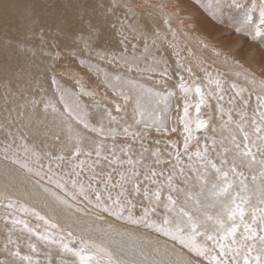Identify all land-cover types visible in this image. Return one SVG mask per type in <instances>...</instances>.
Returning a JSON list of instances; mask_svg holds the SVG:
<instances>
[{"label":"bare ground","instance_id":"obj_1","mask_svg":"<svg viewBox=\"0 0 264 264\" xmlns=\"http://www.w3.org/2000/svg\"><path fill=\"white\" fill-rule=\"evenodd\" d=\"M13 1L14 0H0V27L6 28L4 26L7 22H9L7 24H10L12 26H14V23H17V25L19 26L18 28L20 29V34L18 35L17 33L16 36L8 34L9 31L3 32L0 30L1 187H4V189L8 190L13 195V197H17L16 199H24L25 202L31 203V206H36L37 208L42 210L44 214L51 212L56 215V217L58 216L57 219L60 222V225L62 224L61 227H65L66 229L72 228L75 232L82 234L83 237H91L95 240H104L107 235H111L118 240H122L124 242V252L121 253L117 249V255L124 260H143L144 257L140 255V253L143 252L147 256L149 261L154 260L159 262V264H187V262L189 261H191L192 264H198L194 257L190 255L191 253H188L186 249L177 247L176 245H172L170 244L171 242L167 243L168 241L162 242L163 240L159 239V237L148 232L143 233L138 228H122L121 225L117 224L118 221L114 220V217H111V220H97L98 222H95V219L89 217L88 220V218L83 217V215H70L69 211H66V209H60L57 204L53 202V200H55L54 198L52 200L51 198H49V196L47 197L46 194L40 191L38 189L39 187L37 188V186L35 185V183L37 182L34 183V181H31L28 177L29 174L24 169L19 168L18 165L12 162L10 163L9 161L4 159L6 147L11 146L8 149V155L11 156L14 154L21 161L25 160L26 157L24 155V152L17 146H19L22 142L27 143L30 147L34 146L40 153L43 163L42 171L48 173L54 178H59L62 174L70 173L72 168L74 167V164L77 161L82 160L83 157H86L83 153L91 151L93 153L92 156H87L88 158L86 157V159H88V163L84 159L86 161L85 172L82 173L81 178L83 179L85 174H89L88 166H90L95 172L100 173L104 170V175L109 174L107 173V168L111 166V154H119L122 158H124L125 156V153L122 150L118 148L115 150L111 149L119 147L122 144L126 148L129 145L132 149H134L136 148V145L133 147V142H131V140H129L127 137H124V139H122L115 135V137L113 138L112 136H102L99 132L91 131V127L99 128L102 126L105 131L108 132V128L114 121V119H112L114 115L111 114L112 112L105 113L101 108H98L96 100L88 95H82L81 103H86L88 106V123L90 125V128H84L82 124L78 123L75 120L71 121V127H69V124L66 123L65 120H62L60 115L54 113L51 108H48L47 111L45 110L44 105L49 100H52L57 108H60V105L63 103L62 101L57 103L60 92L56 90V84L52 83L53 79L58 82L61 89L66 88L69 92L73 93V97L68 98L69 102H71L75 96L81 95L75 93L76 90H79L78 85L75 84V82L70 80L67 81L63 79L62 75L56 73L57 69L55 68L56 66L53 55L56 51H59L63 56H65L72 49H76V52L84 50L86 52V55L80 56L78 54H75L71 58L80 61L81 63L96 71L100 70L98 77H95L94 75L93 77L95 81H100L98 82V84H102V87L105 86L111 89V91L117 92L115 94L118 96L123 94V91H127L126 93L128 95H132V100L134 101L132 102L133 105H131L129 101L128 103L131 106L130 108L133 109V112L138 109V107L136 106L138 93H149V95H140V104H142L143 102V108L145 112L151 114L150 117L147 116V121H150V123H152L153 125H158L160 123L162 124V122H164L163 118L166 109L164 106L165 102L161 100V92L172 89L173 65L171 64V61L165 51V47H163V44L160 41V35L157 32L158 23L152 17L151 19L144 17L143 15L145 14V10H135L133 8V0H124L125 2H122L121 0H20V2L15 6ZM178 3L179 2L177 1L174 2L175 5H177ZM225 3V0L218 4H212L210 2L208 3V9H211V17L208 18L207 23L212 28V35L220 34L221 29L226 31L224 27L226 23H229V25L231 26H237L238 24V22L236 21V16L239 14V12L233 11L231 13H224V9H226V7L222 5ZM146 13L148 14V12ZM125 16H127L128 19H125ZM130 21L131 24L135 27L138 36L143 33L148 37L150 49L149 63L151 62L152 55H154L159 61V67L157 68L156 72L146 71L144 63H141L137 68L129 67L123 62L112 60L113 53L119 54L123 50L124 45L121 43V40L124 36L128 35V32L125 29L121 28V22L124 25H128ZM234 21H236V23H234ZM30 22L31 24H29ZM235 30L233 29V31ZM89 33L94 34L91 40V47L84 48L81 43V36L83 35L87 37ZM239 33L240 31H237L238 35ZM129 40H131V37H129ZM152 40L156 41L155 47H152ZM262 41L263 40H260V42ZM102 50H106L108 52V56L103 60L99 57L94 56L96 52H100ZM142 50L143 43L140 44V51ZM135 54L139 55V52ZM97 60H101L102 62H104L105 66L99 69H95V61ZM263 62L264 59L261 63H258V65H256L259 70H261ZM165 66H167L168 75H170L168 79L167 75L165 76L161 74V69ZM254 66L253 68H255ZM54 71L56 75L54 74ZM68 72L74 73L72 69ZM143 73H147L148 77H139V75ZM208 73H211L214 76H216L215 74L218 73L217 77H223V75L219 72ZM81 74L82 73H80V75ZM127 74L135 75L137 76V79L135 81H129L125 77ZM204 79H206V81ZM200 81L204 85L207 84V78L205 76L204 78H200ZM241 84L244 85L243 82ZM237 85L238 91H240V87H242L243 90V86H239L238 83ZM250 86L253 91H255L257 96L260 94L262 95L260 90H257V88L253 87L251 84ZM209 88V92L211 94L215 93L216 98L220 95L219 91L216 89L215 84H212ZM223 88L225 89L224 100L219 101V105L217 106H219V108H221V106L223 107L225 112L224 119H227V107H233L236 109H240L241 111L244 109L247 111L248 116L252 117L251 113H253V110H257V99H251L247 95L242 96V99L240 97L241 95H234L230 100L229 96L231 95V93L226 91L227 88ZM252 95L254 96V98H256L253 93ZM244 101H246L247 103L245 104ZM166 103L168 105L169 103H171V101L167 98ZM61 111H63V109H61ZM109 113L111 115H109ZM232 115L234 116V112H232ZM64 116L65 119H67L66 112L64 113ZM234 117L238 118L237 116ZM136 122L138 123V121ZM215 123V128H217V125L219 123L221 124V117H217V119H215ZM144 124L145 123H143V125ZM134 129L135 126L131 127L129 130ZM204 142L205 140H202L199 147L202 148ZM77 143L82 150V155L78 158L73 156L75 145H77ZM100 144H103V148L100 150V155L103 157L99 160V162H97L95 149ZM196 150L197 148L193 150L192 154L194 160ZM169 152L162 148L159 151V155L163 157L166 156V154ZM209 155H213V153L210 152ZM61 156L64 157L63 160L58 159V157ZM105 157H107L108 159H105ZM144 157L146 158V156ZM138 158L139 157L136 156V160H138ZM228 158L230 160L231 156L229 155ZM257 158L259 159V157ZM152 162H154L153 159ZM217 163H219L218 159ZM49 164H51L52 166V171L50 173L48 172ZM99 164H102L104 166L102 167ZM149 164L146 165L150 167L152 163L151 165ZM58 165L59 167H57ZM146 165L142 166H145L146 168ZM185 165L186 167H183L186 169L190 167L188 161L187 164L185 163ZM124 166L127 168H136L135 165L130 166L128 163L124 164ZM175 166L178 167L179 165ZM33 167L36 168L37 165L33 164ZM165 167H159L158 169H165ZM158 169H156V172H159L157 171ZM167 170H169V168ZM174 170H176V172ZM174 170L165 172L162 176L160 175L161 177L158 178V181L164 182L169 173H172L174 171L173 177L176 174L173 179L174 186L189 189L194 194V196H198L202 204H214L210 194L206 199L205 197L199 196V190L197 188L192 187L193 184H199L198 179L191 180V182L188 180V183H186L184 186V182L186 181L185 177L188 175L183 174L185 172L188 173V169L183 174H179V169L175 168ZM238 171H243L244 176L248 178L245 182L248 183L249 186H251L252 184L251 175H258V172L255 169L250 171L246 167H240L238 168ZM111 175L113 177V173ZM38 178L42 182L46 181L47 179L46 177L44 179H41L40 177ZM67 179L68 176L64 175V180L67 181ZM235 179L238 181L240 177H236ZM117 180H119L118 177L113 178V182H117ZM148 182L151 184L149 180H144V184L148 185ZM129 186V188H131V185ZM60 191L61 189H58V192ZM68 191H73L70 184H68ZM205 191L210 193V187ZM51 192H56V190L49 191V193ZM43 194L45 198L43 197ZM183 198L184 197L181 196V199ZM67 199L69 200V198ZM59 206L61 207V204ZM88 206L94 209H99L94 206V202L92 204H89ZM136 208L140 210L139 207ZM188 210H191L192 212L196 211L194 203L191 201L188 204ZM160 212L163 213V209H160ZM203 212H206L208 215H213L215 217L219 214L218 206L207 207L206 209L202 210L201 214H203ZM133 214L136 215V213L134 212ZM29 215L30 213H28L26 216ZM247 218L248 217L246 216V219ZM120 221L124 222L123 220ZM88 224H91L92 226ZM213 224L214 221L208 222L209 228H211ZM18 228L17 226L15 227V229L19 232ZM17 238L19 237H14V240H17ZM33 241L37 242L38 239L35 238ZM39 242L40 243H38V246L43 248V250L41 249L40 251H45L44 247L46 246L43 245V242ZM21 244L27 245L25 243ZM113 247L115 248L116 246ZM23 248L26 249L25 247ZM20 249H22V247ZM21 251L23 254L28 253L27 250L25 253L23 249ZM2 253L5 252L3 251ZM56 256H58L57 252ZM62 256H64V254ZM70 257L72 258L70 254L66 256V258L68 259H70ZM53 258L54 256H52V259ZM43 259L44 257L41 258V263L46 264L47 260L45 259L43 261ZM63 259L66 260L65 258H62V260ZM56 260L58 261V258H56ZM58 263L59 262L53 263L52 261V264Z\"/></svg>","mask_w":264,"mask_h":264},{"label":"snow or ice","instance_id":"obj_2","mask_svg":"<svg viewBox=\"0 0 264 264\" xmlns=\"http://www.w3.org/2000/svg\"><path fill=\"white\" fill-rule=\"evenodd\" d=\"M224 7L241 13L236 27L237 31L246 32L254 40L258 37L264 38V0H256V2L247 0V3L244 0H227ZM257 9H259V23L253 25L254 13ZM125 19H128V17L125 16ZM121 28L125 29L128 35L121 40L124 45L123 50L119 54L113 53L112 60L137 68L141 63H144L146 71L156 72L159 61L152 55L149 63L148 37L143 33L138 36L131 21L128 25L121 22ZM93 35L89 33L87 37L81 36V43L84 48L91 47ZM129 37H131V40H129ZM141 43H143L142 51H140ZM151 43L152 47H155L156 41L152 40ZM137 52H139V55L135 54ZM97 55L100 59H104L108 56V52L102 50ZM186 70L191 73L190 68ZM161 74L168 75L167 66L161 69ZM179 79V88L185 97L182 117L185 133L183 154L190 165L188 167L190 175L186 176L185 180L198 179L199 184H193L192 187L197 188L199 196L206 199L210 194L214 204H202L198 196H194L189 189L174 186L172 173H169L162 183L156 179L157 173L149 169L147 171L151 176V184L155 187L152 188L145 184L142 188V182L139 180L140 173L135 167H130L127 172H121L119 182H113L111 173L104 175L103 172H95L88 166L89 174H85L82 179L81 176L85 172L86 161L79 160L74 164L70 173L54 178L42 171L43 163L38 150L34 146L30 147L23 142L17 147L24 152L25 160L21 161L14 154L8 155V149L11 146L5 149V159H10L12 163L18 164L26 172L32 173L41 179L46 177L49 183H54L58 189L64 191L73 200L82 198L89 204L94 202L96 208L116 220H123L133 226L152 229L159 235L174 242H179L184 249L195 254L197 258L202 259L206 264H264V100L257 96L255 114L252 117L241 114L238 120L233 119L232 112L226 114L227 119L225 120V112L221 106L219 142L215 136L210 142L208 138H205L201 148L199 147V138L194 133L197 129L208 127L207 121L199 118L201 108L206 104L205 92L199 83L190 87L185 82L183 75H180ZM52 83L56 84V90L60 92L57 103L61 101L63 103L60 108H57L53 101L49 100L44 105L45 110L51 108L54 113L60 115L62 120L69 124V127H71V121L75 120L82 124L84 128H90L88 106L86 103H81L82 95L85 94L75 96L69 102L68 98L73 97V93L66 88L61 89L55 79L52 80ZM208 83H213L211 77H209ZM214 83L220 93L217 100L218 102L223 101L225 89L220 80H216ZM231 88L236 89L237 85L233 83ZM193 91L199 97V101L195 103L197 113L195 119L190 118V102L187 99ZM241 91H237L236 95L240 96ZM140 95H149V93H138V108L142 107ZM125 99H130V97L125 96ZM161 100L165 102V107H167V97H162ZM244 103L247 102L244 101ZM117 111H119L118 106ZM65 112L67 113V119L64 116ZM109 115L111 114L109 113ZM150 115L143 110L140 112L141 119L145 116L150 117ZM112 119H115V117H112ZM157 130L159 131V128ZM91 131L113 138L116 135L114 130L106 132L102 126L99 128L91 127ZM172 131H176V129L173 128ZM213 131L216 130L213 129ZM123 132L133 138L138 135V133L130 132L127 127L123 129ZM193 139L197 140L195 160L193 155L189 154V140ZM172 147L175 151L170 155L174 156L177 164H180L182 160L181 151L175 144ZM102 148L103 144H100L95 149L97 157L100 156ZM210 152L213 155H209ZM83 154L91 157L93 153L89 151ZM258 154L259 159L257 158ZM81 155L82 150L77 143L73 156L78 158ZM229 155L231 156L230 160ZM58 159L63 160L64 157L61 156ZM105 159L108 158L105 157ZM217 159L219 163H217ZM126 162L130 166L135 163L132 159H128ZM112 163H123V161L119 157H114ZM156 163H160L159 153L156 154ZM33 164L37 167L34 168ZM240 167H246L250 171L255 169L258 172V175H251V186L245 182L248 178L244 176L243 171H238ZM51 171L52 166L49 164L48 172ZM184 172L185 168L180 167L179 174ZM64 175L68 176L67 181L64 180ZM159 175H163V172ZM236 177H240V179L237 181ZM144 179L148 181L149 175H145ZM68 184L71 185L73 191H68ZM129 184L131 188L128 187ZM165 185L167 186L166 196ZM209 187L210 193L205 191ZM44 191L48 192L49 190L45 188ZM50 195L57 203L72 206L67 199H63L56 192H51ZM181 196L184 198L181 199ZM138 198L141 202V215L135 216L133 210L137 207L136 201ZM7 199L6 208L16 209L17 202L10 198ZM190 201L194 203L195 212L188 210ZM212 206H218V215L214 217L206 212L201 214L203 209ZM160 209H163V213L159 211ZM19 211L34 214L37 219L43 221L48 227L40 232L31 228L24 220L11 219L12 228L9 229L3 246L4 251L11 257V260L0 261V264H41V261L33 256V254L39 253V249L35 243L31 242L32 236L43 242V245L47 248H55L61 255L70 254L74 257L72 264H159L154 260L149 261L143 252L140 253L144 257L143 260L122 259L117 255V249L121 253L124 252V242L111 235H107L104 240H95L83 236L77 238L70 230L65 235L63 231L59 230L60 226L57 223L47 219L36 212L35 209H30L27 205H20ZM77 211H82V209H77ZM9 215L14 216V213ZM97 219L103 220L104 217L100 216ZM210 221H214L211 228L208 225ZM16 225H22L23 231L28 234L27 247L30 250L29 254H23L18 241L12 238V231ZM77 240V246H72ZM43 255L47 260V264H52L50 251L44 252ZM187 264H192V262L189 261Z\"/></svg>","mask_w":264,"mask_h":264},{"label":"rangeland","instance_id":"obj_3","mask_svg":"<svg viewBox=\"0 0 264 264\" xmlns=\"http://www.w3.org/2000/svg\"><path fill=\"white\" fill-rule=\"evenodd\" d=\"M120 1V0H119ZM122 2H125L124 0H121ZM128 1V0H127ZM177 1L179 2L177 5L174 4V2ZM212 4H218L223 2V0H208ZM207 0H133V8L135 10H145L144 11V17L147 18H154L155 21L158 23V28L157 32L160 35V41L163 44V47H165V51L171 61V64L173 65V86L172 89L167 90V91H162L161 96H167V98L171 101L165 107L166 111L164 113V118L162 124L158 125H153L148 122L147 116H145L143 119H141L140 112L141 110H144L143 106L144 103L142 102V107L136 109L133 112V109L130 108V104L134 102L132 100L133 96L128 95L126 92L123 91V94L120 96L116 95L115 93L111 91V89L101 86L98 84L100 81H95L93 75L95 77H98L100 70H94L87 65L81 63L80 61L76 59H72L71 57L75 54H78L80 56L86 55V52L84 50H80L79 52H76V49H72L67 55L63 56L59 51H56L53 55V59L55 60V68L57 69L56 73L59 75H62L63 79L65 80H70L75 82V84L78 85L79 90H76L75 93L78 94H85L90 97H93L96 100V104L98 108H101L105 113L107 112H112L111 114L114 115L115 119L113 123H111V126L108 128L107 131H112L114 130L116 135L122 139L124 137H127L131 142H133V147L136 145V148L132 149L129 145L128 147H124L122 144L119 147L113 148L111 150L115 149H120L125 153L124 158L121 157L119 154L112 153L111 154V166L107 168V173H113V178L118 177L120 178V173L121 172H127L129 168L125 167L124 164H127L128 159H132L135 163L134 165L139 168H135L139 173H141L139 176V180L142 182L141 187L143 188L145 186L144 184V178L146 173L149 175V181L151 182V177L150 173L148 174L149 169H152L156 172V169L159 167L165 169L157 170L159 172L157 173L156 179L158 180L159 173L163 172H169L170 170L179 169V167H186L185 163L187 164V159L183 154V143L185 139V133L183 131V122H182V117H183V105H184V100L185 97L183 93L181 92L179 88L180 84V75H183L185 78V82L189 84V86H194L197 83H199L202 87V89L205 92V99H206V104L202 106L201 111L199 113V118L204 119L207 121L208 127L205 129H197L194 135L199 138V141L201 143L202 140H205V138H208V141L210 142L211 139L215 136L217 141L219 142L220 139V127L221 124L219 123L217 125V128H215L216 123L215 119L220 118V108L219 102L217 98L215 97V94H211L209 92V87L212 84H215L214 82L216 80H220L223 87L227 88V92L231 93L229 98H233L234 95H236V92L238 91V85L243 86L240 87L241 91V98L243 99L242 96L247 95L251 99H257V94L253 89L251 88L250 84L257 88V90H260L262 95H258L262 100H264V62L263 66L261 67V70L258 69L256 65L258 63H261L264 59V38H256L255 40L251 38V35L246 34L244 31H240L239 35L237 34L236 25H229V23H226L224 26L226 31L221 29L220 34L218 35H212V28L209 26L207 23L208 18L211 17V9L209 8ZM227 3V0H225ZM14 6L17 5L20 0H14ZM245 3H247V0H244ZM253 2H256V0H253ZM180 4V5H179ZM142 5V7H141ZM223 4L222 6H224ZM217 6V5H216ZM141 8V9H140ZM148 12V14L146 13ZM231 13L233 10L231 9H224V13ZM239 12V11H235ZM239 15V16H238ZM236 16V21L238 22L241 16V13L239 12ZM34 20V19H33ZM234 21V23H236ZM33 22V21H32ZM9 23V22H7ZM4 26L6 28L0 27L1 31L8 32V34L11 35H18L20 34V29L18 28L19 26L17 23H14V26L7 24ZM259 23V9L256 10L254 13V21L253 25ZM31 24V22L29 23ZM12 27V29H11ZM228 27V28H226ZM11 29V30H10ZM233 29L235 31H233ZM7 30V31H6ZM223 30V31H222ZM230 31V32H229ZM213 37H212V36ZM235 36V37H234ZM241 36V37H240ZM260 40H263L260 42ZM79 41V39H78ZM253 41V42H251ZM237 42V43H236ZM79 43V42H78ZM262 43V44H261ZM263 48H262V46ZM260 49V50H259ZM259 50V51H258ZM261 52V53H260ZM98 52L94 55L95 57H99L97 55ZM255 53V54H254ZM260 54V55H259ZM262 54V55H261ZM249 56V57H247ZM251 59V60H250ZM262 59V60H261ZM103 60V59H102ZM255 65V66H254ZM105 66V63L102 62L101 60L95 61V69H99L101 67ZM253 66L255 68H253ZM190 68L191 73H189L186 69ZM231 68V69H230ZM253 68V69H252ZM73 70L74 73H69V70ZM255 69V70H254ZM207 71V72H206ZM208 72H219L223 75L222 78L217 77L218 73L212 75L211 73ZM80 73H82L80 75ZM236 73V74H235ZM55 74V71H54ZM57 74V75H58ZM52 75V74H51ZM56 75V74H55ZM85 75V76H83ZM170 75H167V79L169 78ZM204 76L207 78V84H202L200 81V78H204ZM127 80L129 81H135L137 79V76L135 75H126L125 76ZM139 77H148L147 73L140 74ZM211 77L213 83L209 84L208 79ZM206 81V79H204ZM229 82H228V81ZM241 80V81H240ZM238 81V82H237ZM147 82V81H146ZM244 83L242 85L241 83ZM235 83L237 85L236 89H232L231 85ZM147 84V83H146ZM252 93L255 95L256 98L252 95ZM93 95V96H92ZM129 96L130 99L126 100L124 97ZM124 98V99H123ZM188 101L190 102V118L195 119L197 118V113L195 111V103L199 101L198 95L193 91L191 94L187 97ZM129 101V103H128ZM117 106L119 107V111H117ZM137 106V105H136ZM165 106V105H164ZM111 111H109V110ZM140 109V110H139ZM228 112H234V116H237L238 118H235V120H238L241 114H246L248 116V113L246 110H240L236 109L233 107H227ZM256 111L253 110V113H251V116L255 114ZM219 115V116H217ZM136 116V117H135ZM249 117V116H248ZM139 118V119H136ZM138 121V123L136 122ZM143 123L147 124V126ZM123 124V125H122ZM139 125V126H138ZM149 125V126H148ZM135 126V129L137 130H129L130 132L133 133H138L135 138H133L130 135H127L123 132V129L127 127L130 129L131 127ZM142 127V128H141ZM139 128V129H138ZM147 128V129H146ZM159 128V131L157 130ZM175 128L176 131H172V129ZM213 129L216 131L214 132ZM139 130V131H138ZM146 130V131H145ZM148 132V133H147ZM143 135V136H142ZM146 135V136H145ZM123 136V137H122ZM145 138V139H144ZM175 144L181 151V156L182 159L180 164H175V158L174 156L170 155V152H174L175 149H173L172 145ZM200 145V144H199ZM166 147V148H164ZM167 150L169 153L166 154V156H161L159 155L160 158V163H156V154L157 151L161 149ZM197 148V140H189V154H193V150ZM139 150V152H138ZM156 150V151H155ZM146 151V152H145ZM158 151V153H159ZM140 153V155H139ZM142 153V154H141ZM150 155V156H149ZM136 156L139 157L138 160H136ZM146 156V158L144 157ZM87 157V156H86ZM86 157H83V161H87ZM103 156H99L97 158V162L102 158ZM114 157H119L123 163H112V160ZM143 159H142V158ZM169 159H168V158ZM259 157V154L258 156ZM88 158V157H87ZM99 158V159H98ZM135 158V159H134ZM165 158V160H164ZM260 158V157H259ZM5 159V158H4ZM85 159V160H84ZM152 159L154 162H152ZM168 159V160H167ZM11 163L10 159H5ZM144 160V161H143ZM162 161V162H161ZM170 161V162H169ZM173 161V162H172ZM147 162V163H146ZM169 162V163H168ZM137 163V164H136ZM139 163V164H138ZM150 163V164H149ZM152 163V165H151ZM155 163V164H153ZM172 163V164H170ZM146 164L151 165L150 167L147 166ZM179 165L176 167L175 165ZM184 164V165H183ZM18 165V164H16ZM102 167L104 165L99 164ZM139 165V166H138ZM146 165L147 167L145 168ZM155 165V166H154ZM165 165V166H164ZM168 165V166H167ZM170 165V167H169ZM19 166V165H18ZM17 166V167H18ZM157 166V167H156ZM20 168V167H19ZM145 168V169H144ZM149 168V169H147ZM173 168V169H172ZM115 169V171H113ZM188 169V168H187ZM185 168V171L187 170ZM165 170V171H164ZM161 171V172H160ZM176 172V170H174ZM172 172V174L174 173ZM104 172V170L102 171ZM28 173V172H27ZM111 173V174H112ZM28 177L30 178L31 181L37 182L35 185L37 188L42 191L44 194L49 196L53 200V197L50 195L49 191L51 190H56V193L60 195L62 198L67 199L69 198V204L72 205L71 207L62 205L61 207L59 206L60 204L56 202V200H53L54 203L57 204V206L60 209H66V211L70 212V215L73 216H82L88 218L89 217L92 219H95V222H98L97 217L103 216L104 220H111L110 215L107 213L102 212L100 209H94L89 207L87 201L83 200L82 198H78L76 200L71 199L70 196H67L64 191L58 192V188L54 183H49L48 180L42 182L39 180L38 177L34 176L31 173H28ZM167 174V173H166ZM183 175H190V173L185 172ZM176 176V174H175ZM174 176V177H175ZM191 182V180H189ZM119 182V180H117ZM161 182V181H160ZM163 183V182H162ZM188 183V180L184 182L185 184ZM38 184V185H37ZM192 184V183H190ZM130 185V184H129ZM128 185V187H130ZM149 186H152L148 182ZM1 187V185H0ZM45 188H48V192L46 193L44 191ZM167 186L165 185V196L167 194ZM43 194V197L45 198ZM115 194V193H113ZM12 199L13 201L17 202V208L16 209H7L6 205L8 202L9 198ZM67 197V198H66ZM17 197H13V195L4 187L0 188V261L6 260H11V257H8L7 253L4 251V243L6 241V238L9 233V229L12 228L11 224V219H20L24 220L28 225H30L31 228L35 229L36 231L43 232L45 228L48 227V225H45L43 221L37 219V217L30 213L29 216H26V212L19 211V206L20 205H27L30 209H35L36 212H39L41 215L45 216L47 219L59 224L60 231H63L64 234L66 235L67 231H72L74 237H80L83 236L82 234H79L75 232L72 228L71 229H66L65 227H61L60 222L58 221V216L54 215L53 213H45L42 212L39 208L36 206H31V203L25 202L24 199H16ZM164 198V197H162ZM48 199V198H47ZM137 207L140 208V200L139 198L137 199ZM77 209H82V211H77ZM2 210V211H1ZM99 210V212H98ZM160 211V210H159ZM73 212V213H72ZM79 212V213H78ZM81 212V213H80ZM135 216H138L141 214L140 210L138 208L133 210ZM10 213H14V216H10ZM51 214V215H50ZM53 214V215H52ZM75 214V215H74ZM104 214V215H102ZM2 215V216H1ZM51 216V218H50ZM53 216V218H52ZM35 217V218H34ZM28 218V219H27ZM56 218V220H55ZM35 219V220H34ZM116 220V219H114ZM118 221L117 224L121 225L123 228H138L141 232L143 233H151L159 239L163 240L162 242H167L172 245H176L177 247L183 248L179 242H174L167 237H164L162 235H159L158 233L152 231V229L145 228L143 226L137 227L133 226L130 224H127L125 222H122L120 220ZM59 222V223H58ZM90 222V221H89ZM31 223V224H29ZM36 223V224H35ZM34 224V225H33ZM64 225V224H63ZM92 226L91 224H88ZM123 225V226H122ZM17 228L19 229V232L16 229H13L12 231V238L14 237H19L17 238L18 243L21 245L20 248L22 247L24 253L27 250V254L30 253V250L28 249L27 245H22L21 243L28 244V234L23 231L22 225H16ZM15 230V231H14ZM56 231V230H53ZM15 232V234H14ZM25 233V234H24ZM142 234V233H141ZM158 234V235H157ZM25 235V236H23ZM22 236V238H21ZM153 237V236H152ZM36 237L32 236L31 237V242L35 243L38 246L39 241H33ZM88 238V237H85ZM22 239V240H20ZM26 240V241H25ZM21 241V242H20ZM78 240L73 243L72 246H77ZM11 247V246H10ZM25 247L26 249H24ZM47 247H44L45 251H40L41 249L43 250L42 247L38 246L39 253L38 254H33L34 257L39 259L41 261V258L44 257L42 252H48L50 251L51 253V261L53 263L59 262L58 264H72L71 262L74 260V257H70V259L66 258L68 254H64L62 256L59 254L55 248L49 249ZM20 249V250H22ZM49 249V250H48ZM55 249V251H54ZM187 250V249H186ZM5 253H2V252ZM22 252V251H21ZM56 252L57 255L56 256ZM190 253V252H188ZM42 254V255H41ZM2 255V256H1ZM4 255V256H3ZM7 255V256H6ZM38 255V257H37ZM194 259L197 261L198 264H206L205 261L202 259H199L195 256V254L191 253L190 254ZM52 256L54 258L52 259ZM65 258L66 260H62V258ZM5 258V259H4ZM58 258V261L56 260ZM61 259V260H59ZM45 260V257L43 261ZM69 260V261H68ZM42 264V263H41ZM47 264V262H46Z\"/></svg>","mask_w":264,"mask_h":264}]
</instances>
